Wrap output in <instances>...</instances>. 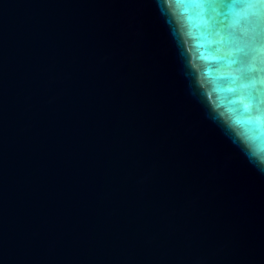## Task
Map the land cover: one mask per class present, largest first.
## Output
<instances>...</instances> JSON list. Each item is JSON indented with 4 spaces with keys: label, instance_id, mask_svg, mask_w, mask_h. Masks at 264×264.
Masks as SVG:
<instances>
[{
    "label": "water",
    "instance_id": "95a60500",
    "mask_svg": "<svg viewBox=\"0 0 264 264\" xmlns=\"http://www.w3.org/2000/svg\"><path fill=\"white\" fill-rule=\"evenodd\" d=\"M193 3L0 0V264H264V3Z\"/></svg>",
    "mask_w": 264,
    "mask_h": 264
},
{
    "label": "snow or ice",
    "instance_id": "6c2138e0",
    "mask_svg": "<svg viewBox=\"0 0 264 264\" xmlns=\"http://www.w3.org/2000/svg\"><path fill=\"white\" fill-rule=\"evenodd\" d=\"M258 3H264V0H245L242 4H226L222 0L214 3L213 0H194L193 6L197 8H212V7H244L255 8Z\"/></svg>",
    "mask_w": 264,
    "mask_h": 264
}]
</instances>
